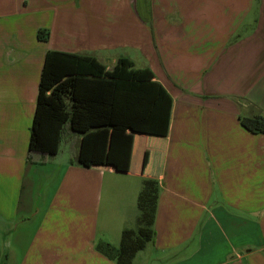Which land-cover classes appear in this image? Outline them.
Listing matches in <instances>:
<instances>
[{
	"label": "crops",
	"instance_id": "1",
	"mask_svg": "<svg viewBox=\"0 0 264 264\" xmlns=\"http://www.w3.org/2000/svg\"><path fill=\"white\" fill-rule=\"evenodd\" d=\"M48 65L78 161L38 119ZM257 115L264 0H0V264H117L97 245L136 228L149 179L133 264H264V134L241 124Z\"/></svg>",
	"mask_w": 264,
	"mask_h": 264
},
{
	"label": "trees",
	"instance_id": "2",
	"mask_svg": "<svg viewBox=\"0 0 264 264\" xmlns=\"http://www.w3.org/2000/svg\"><path fill=\"white\" fill-rule=\"evenodd\" d=\"M49 34L46 30H40L38 38L48 40ZM65 73H64V72ZM63 72V73H62ZM69 75V72L68 74ZM66 76V71L60 68L47 66L44 76V85L38 109V119L48 122H61L58 142L60 145L69 143L72 157L78 161V146L83 132H77L72 126V110L68 102L64 100L66 87L58 85L60 78ZM49 80V82L47 81ZM51 92L48 93V90ZM67 93V92H66ZM241 124L250 132L264 134V116L244 117ZM36 127L32 129L35 135ZM56 155L55 152H45L31 150L28 153V162H45L46 159ZM82 163L81 161H79ZM158 184L155 180H145L143 189L138 197L139 216L137 218V228L125 229L122 233L119 247L101 241L97 245L99 252L104 254L117 264H133L136 254L143 250L148 242L152 241L155 232L153 229L155 214L157 209Z\"/></svg>",
	"mask_w": 264,
	"mask_h": 264
},
{
	"label": "rangeland",
	"instance_id": "3",
	"mask_svg": "<svg viewBox=\"0 0 264 264\" xmlns=\"http://www.w3.org/2000/svg\"><path fill=\"white\" fill-rule=\"evenodd\" d=\"M136 228H137V226H136ZM149 248H150V246H149ZM142 254H147V250H145ZM3 264H14V261L9 260L7 255H5L4 260H3ZM161 264H166V263L163 262Z\"/></svg>",
	"mask_w": 264,
	"mask_h": 264
}]
</instances>
